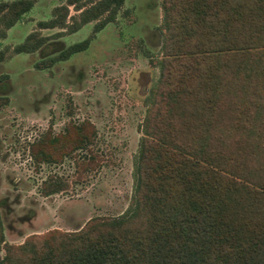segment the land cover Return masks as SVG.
Listing matches in <instances>:
<instances>
[{"label": "trees", "instance_id": "1", "mask_svg": "<svg viewBox=\"0 0 264 264\" xmlns=\"http://www.w3.org/2000/svg\"><path fill=\"white\" fill-rule=\"evenodd\" d=\"M123 1L65 0L37 27L58 28L59 36L93 22L95 33ZM32 4L0 1V37ZM162 6V56L149 59L159 74L148 90L127 207L74 231L31 234L5 246L0 264H264V0ZM46 39L30 32L12 51H35ZM87 44L71 43L41 63ZM95 135L90 121H68L62 132L41 131L28 154L35 163L75 158L80 179L97 165L89 149ZM65 186L50 176L40 192Z\"/></svg>", "mask_w": 264, "mask_h": 264}, {"label": "rangeland", "instance_id": "2", "mask_svg": "<svg viewBox=\"0 0 264 264\" xmlns=\"http://www.w3.org/2000/svg\"><path fill=\"white\" fill-rule=\"evenodd\" d=\"M32 1L0 37V260L5 246L21 244L31 234L74 231L91 217L125 210L148 90L159 74L149 59L162 56L163 0H124L115 19L99 31L92 33L88 22L59 36H54L58 28L39 29L37 22L65 0ZM68 13H74L71 6ZM30 32L46 36L45 43L14 53L13 46ZM85 38L83 50L41 63ZM85 119L96 130L89 146L97 162L93 169L77 179L75 158L33 162L28 143L41 131L59 133L68 121ZM50 176L66 186L43 195L42 183Z\"/></svg>", "mask_w": 264, "mask_h": 264}]
</instances>
